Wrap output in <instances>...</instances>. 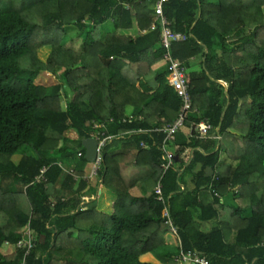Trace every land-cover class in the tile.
Masks as SVG:
<instances>
[{
	"label": "trees",
	"instance_id": "obj_1",
	"mask_svg": "<svg viewBox=\"0 0 264 264\" xmlns=\"http://www.w3.org/2000/svg\"><path fill=\"white\" fill-rule=\"evenodd\" d=\"M154 1L0 0V248L26 227L32 241L26 256L0 250V264H184L188 251L209 264H264V0L163 3L171 30L186 35L171 46L187 67L184 127L205 120L220 136L187 128L171 143L161 128L181 100ZM42 72L56 81L35 82ZM102 122L115 135L97 172L116 196L111 212L95 198L81 205L97 192L84 178L82 140ZM162 149L177 156L165 171Z\"/></svg>",
	"mask_w": 264,
	"mask_h": 264
},
{
	"label": "built area",
	"instance_id": "obj_2",
	"mask_svg": "<svg viewBox=\"0 0 264 264\" xmlns=\"http://www.w3.org/2000/svg\"><path fill=\"white\" fill-rule=\"evenodd\" d=\"M167 0H155L152 5L153 15H154V21L160 22L162 25V32H161V45L164 48L162 60L165 63V66L167 67L168 74H167V81L169 85L174 88L175 92L179 96L181 100V105L179 108V112L176 116V118L173 120L170 124H165L162 126L161 130L164 132V143L166 142H173L176 137V132L179 130L180 126H184L185 121L187 120V115L189 112V109L191 107V98L190 94L188 92V85L186 83V70L187 67L179 62H176L172 55H171V46L174 42H180L186 39V35L182 32H176L171 30L170 27V21L164 16L162 5ZM151 28H155V23L151 25ZM197 116L200 115V112L197 109L193 110ZM113 118H110L109 121H112ZM125 119H123L124 121ZM95 131L91 132L90 137L95 139L97 142L96 146V158L93 160L92 163V169H91V176H96L97 172L100 168L101 160H102V150L103 147L106 145L107 142L111 141L112 138L115 137L114 134H105L104 123H94L93 125ZM189 130V133L192 136L198 137V138H214L219 139L218 133H214L212 130V126L210 123H207L205 120H191L189 126L187 127ZM103 130V131H102ZM147 129H139V132H146ZM119 135H116L118 137ZM143 144V143H141ZM164 145V144H163ZM163 153L161 156L162 163L161 168L163 171L167 170L173 162L174 154L167 152L166 150L162 149ZM80 155V153H78ZM44 171L45 168L43 167L41 169V172L34 178L36 182H40L45 180L44 177ZM98 191V188H97ZM156 193H157V199H162L160 195V189L158 185L156 186ZM97 194V192H96ZM96 194H92L91 196L85 195L81 198V205H84L92 198L96 197ZM216 196L220 197L217 193H215ZM86 208V207H81ZM162 216L167 218L168 223L171 226V231L176 234L177 230L176 227L173 226L171 223V219L169 218V215L167 213L166 206H164L162 210ZM5 245L9 246V244L5 243ZM19 247H25V253H29V249L32 247V241H31V233L28 227H26L23 231V237L21 240H19L13 248H19ZM182 263L184 264H209V261L207 258L203 255H200L196 251H188L186 253H180ZM22 264H24V261H22Z\"/></svg>",
	"mask_w": 264,
	"mask_h": 264
},
{
	"label": "rangeland",
	"instance_id": "obj_3",
	"mask_svg": "<svg viewBox=\"0 0 264 264\" xmlns=\"http://www.w3.org/2000/svg\"><path fill=\"white\" fill-rule=\"evenodd\" d=\"M105 28H107L108 30L111 29L112 27V24L111 22H107L106 25L104 26ZM67 33L69 35H74L76 34L77 30L76 28H74L72 25L68 26L67 27ZM41 57H45V55H41ZM160 65H163L162 62L159 63ZM37 83H40V84H45V85H49L51 83H54L56 81L54 75L48 73V72H42L40 73V75H38V77L35 79ZM65 102H66V97L63 98L62 94H61V99H60V104H61V107L65 108ZM133 110L132 106H126L125 108V112L126 114L128 113H131ZM187 127H184V126H180L179 127V130H181L182 133H184V136H187ZM120 149H123V144L121 142L115 144V146H112V148L110 149V151H113V152H116ZM175 156V155H174ZM18 157L17 155L13 156L12 159L16 162L18 160ZM85 175H87V180L90 182L91 180L94 182V186L93 187H101V184L99 182V178H98V175L96 176H91V169H92V163L90 162H86L85 164ZM86 179V176L84 177ZM90 184V183H89ZM91 186V185H89ZM97 191V194H96V198L99 197L96 201V206L99 210H102V211H106V212H111V209H112V206H103V201H102V195H100L102 192L101 190ZM109 189L108 188H105L103 187V191L104 193L108 196L107 199H110L111 202L114 201V199L116 198L115 194L113 192H110V190L108 191ZM131 193L134 194V195H137V194H141V187L138 185V186H135L132 190H131ZM61 195L60 193H57L56 196H59ZM53 199V197H52ZM55 199V198H54ZM163 217V216H162ZM1 252L2 253H6V254H10L11 252H13V247L12 246H7V245H2V247L0 248Z\"/></svg>",
	"mask_w": 264,
	"mask_h": 264
},
{
	"label": "water",
	"instance_id": "obj_4",
	"mask_svg": "<svg viewBox=\"0 0 264 264\" xmlns=\"http://www.w3.org/2000/svg\"><path fill=\"white\" fill-rule=\"evenodd\" d=\"M228 101V99H227ZM226 108V107H225ZM82 146L84 147V158L87 162H92L96 158V146L97 142L95 139L89 137L82 140ZM176 155L174 159L176 160ZM211 168H206V176L211 175Z\"/></svg>",
	"mask_w": 264,
	"mask_h": 264
},
{
	"label": "crops",
	"instance_id": "obj_5",
	"mask_svg": "<svg viewBox=\"0 0 264 264\" xmlns=\"http://www.w3.org/2000/svg\"><path fill=\"white\" fill-rule=\"evenodd\" d=\"M162 66H164V65H162ZM156 67H159V65H157ZM186 130H187V129H186ZM187 132H188V130H187ZM175 149H176V146H173V147H171V150H170V151H173V150H175ZM18 159H19V158H18ZM85 168H86V167H85ZM85 176H86V179H87L88 176H87V175H85ZM85 176H84V177H85ZM87 182H88V184L90 183L89 185L94 186V182H93L92 180H91L90 182L87 180ZM97 188L99 189V187H97ZM100 190H101V192H102L100 195L103 196V197H102V201H103V204H104L103 206H104V207H105V206H106V207H107V206H112L113 201L111 202L110 199H107L108 196L104 193V191H103V186L100 187L99 191H100ZM108 191H109V190H108ZM110 192H111V191H110ZM98 198H99V197H97V198L95 197L96 201H97Z\"/></svg>",
	"mask_w": 264,
	"mask_h": 264
}]
</instances>
